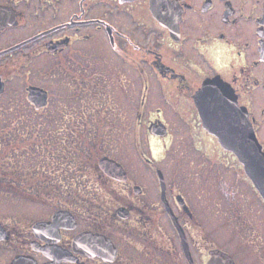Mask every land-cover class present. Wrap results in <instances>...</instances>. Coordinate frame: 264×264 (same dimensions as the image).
Masks as SVG:
<instances>
[{
	"label": "flooded vegetation",
	"instance_id": "flooded-vegetation-1",
	"mask_svg": "<svg viewBox=\"0 0 264 264\" xmlns=\"http://www.w3.org/2000/svg\"><path fill=\"white\" fill-rule=\"evenodd\" d=\"M15 78L66 144L46 212L3 223L13 259L264 264V197L199 109L229 102L264 152V0H0V97Z\"/></svg>",
	"mask_w": 264,
	"mask_h": 264
},
{
	"label": "rangeland",
	"instance_id": "rangeland-1",
	"mask_svg": "<svg viewBox=\"0 0 264 264\" xmlns=\"http://www.w3.org/2000/svg\"><path fill=\"white\" fill-rule=\"evenodd\" d=\"M32 68L36 72L39 71L38 66ZM31 80L39 84L45 83L43 79L31 77ZM23 82L24 80H21V78L13 79V99L10 89L0 97V221L4 222L7 227H12L15 220L23 224L30 218L46 212V207L43 206L42 202H44L43 198L47 196L40 198L36 193L31 194L25 189L26 183L14 185L13 173L9 177L8 166L11 165L9 162L13 163V146H15V149L19 147L20 153L16 156L17 160L12 166L17 169L21 166L20 170L33 167L39 158L37 153L40 152L41 158H45V160L51 155L54 156L57 152L59 158L65 155L63 148L66 142L60 141L62 135L58 129L59 114L54 112L48 114L32 113L26 105L25 98L22 97L24 92V89L21 88ZM24 105H26V108H24ZM130 118L131 121H134L133 114H130ZM136 132V129L130 128L129 139L134 137ZM41 142L48 143L40 147ZM67 147L69 146L67 145ZM133 150L134 148L130 153ZM72 152H74L73 148ZM1 159L4 161H1ZM40 176L41 179L32 177L27 179L26 182L37 180L39 183L44 181L45 185H48V176ZM43 195L50 196L51 194ZM2 253L4 254L0 256V264H5L6 260V264H9L13 250L8 251L5 249Z\"/></svg>",
	"mask_w": 264,
	"mask_h": 264
},
{
	"label": "water",
	"instance_id": "water-1",
	"mask_svg": "<svg viewBox=\"0 0 264 264\" xmlns=\"http://www.w3.org/2000/svg\"><path fill=\"white\" fill-rule=\"evenodd\" d=\"M213 86L214 90L218 92L219 90L220 92L223 90L222 85L221 87H218V84L215 83ZM210 87L211 82L203 83L199 93V98L201 100L204 97L203 94H205V98H209L210 100L215 97L210 92L208 93ZM229 93L230 92L226 89L225 97L230 100ZM218 96L221 95H217V99ZM28 97L30 100L36 102V106H43L42 104L45 99V94L40 88L33 86L30 87ZM211 106L205 105L202 108V103L199 104L200 115L204 127L210 133L217 136L222 146L231 150L235 155H237L240 161L244 164L246 173L252 179L259 193L264 197V152L261 151V147L247 122V118L244 117V115L240 117L239 110L231 108L229 102L226 104L225 108H220L219 106H216L215 108L212 106V108ZM99 162L101 167L103 169L105 168L106 171L110 170L112 167L111 162L114 163L112 159L106 156H103ZM64 217L65 212L61 210L55 212L53 215L54 220H60ZM6 238L7 231L0 222V240H5ZM94 239L95 238L91 235V233H84L77 238L76 242L78 244L88 242V249H91L90 244ZM214 254L215 256L223 255L217 250L214 252ZM24 258L22 259V257L18 256L13 259L12 257L10 259V264L26 260L28 261V264H33V261L30 257Z\"/></svg>",
	"mask_w": 264,
	"mask_h": 264
},
{
	"label": "trees",
	"instance_id": "trees-1",
	"mask_svg": "<svg viewBox=\"0 0 264 264\" xmlns=\"http://www.w3.org/2000/svg\"><path fill=\"white\" fill-rule=\"evenodd\" d=\"M17 139H18V137H17ZM47 143L48 142H45V143L41 142L40 147H43L44 144H47ZM13 149H14L13 150V163L9 162V163H11V165L8 166L9 177H11V175L13 173V184L18 185V183L24 182V183H26L25 189L28 192H30L31 194L36 193V195H38L40 198H42V196H47V195H43V193H42L43 189L42 188L46 187V186L55 185L58 182L59 174L61 173L60 161L58 160V158H59L58 152L54 156L51 155V156L47 157L46 160H45V158L44 159L41 158V156H42L41 152L37 153V154H39L38 161H36L37 163L33 167L26 168L25 170H20L21 166H19L20 167L19 169L13 168V166H12V164H14V162L17 160L16 156L19 155L20 149H19V147L15 149V146H13ZM1 161H4V160L1 159ZM6 171H7V169H6ZM40 175H47L48 176V185H45L44 181L43 182L41 181L39 183V182H37V180L26 182L27 179H30L32 177H34V178L37 177L38 179H41ZM49 177L51 180L49 179ZM53 194L54 193H52V195ZM8 228L12 229V227H8ZM5 249L8 251L11 250L9 243H7L6 241L0 243V256L4 254L2 252L5 251ZM6 261H5V264L7 263Z\"/></svg>",
	"mask_w": 264,
	"mask_h": 264
}]
</instances>
